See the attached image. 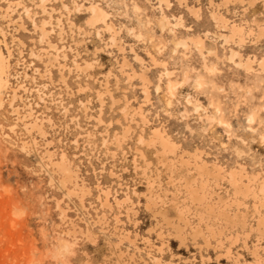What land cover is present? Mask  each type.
Here are the masks:
<instances>
[{
	"label": "rangeland",
	"instance_id": "1",
	"mask_svg": "<svg viewBox=\"0 0 264 264\" xmlns=\"http://www.w3.org/2000/svg\"><path fill=\"white\" fill-rule=\"evenodd\" d=\"M13 2L20 5H11ZM156 2L46 0L43 12L38 0H0V9L7 10V14L0 11V29L5 34L4 40L0 36V50L4 55L5 47L11 51L9 83L25 89L18 92L16 101L20 115L31 110L33 117H49L54 125L51 128L45 124L44 138L32 133L36 146L21 151L20 142L29 138L20 123L15 133L8 130L15 125L16 117L7 105L9 90L5 91L0 109V264H117L119 251L126 256L118 264H153L151 256L160 257L159 264H264V233L259 234L255 226V201L250 195L235 199L228 183L217 180L210 171L217 167L225 176L232 169H242L255 185L264 178V74L255 64L253 71L245 72L228 59L230 49L237 51L242 61L264 57V40L252 41L250 36L242 46L233 41L223 44L222 35L226 36L228 30H222L212 18L215 11L228 26L239 25L244 32L264 13L259 6H249L262 2L264 7V0L227 5L223 0H167L168 7ZM91 5L99 6L106 15L105 22L113 24L121 51L110 46L101 22L89 26ZM188 7L196 10L194 15ZM23 8L30 16H25ZM162 15L169 22L168 30L159 26ZM31 21L36 25L48 23V39L57 46V53L48 49ZM19 22L23 28H17ZM178 22L176 27L171 26ZM197 38H203L214 54L203 51L205 56H201L191 44ZM182 44L188 49L184 50ZM48 55L55 60L49 62ZM122 57L128 66L120 70ZM73 61H84L92 67L80 73L73 68ZM61 75L66 85L60 82ZM143 84L148 89L147 99ZM97 92L103 101L100 107ZM188 99L200 107L197 113ZM79 102L87 108L82 110ZM138 107L141 111L134 110ZM127 126L128 134L117 147L115 136L123 138ZM153 130L162 131L170 143L173 153L167 157L178 172L179 155L191 165L197 157L200 161L196 164L206 165L209 175L205 180L193 175V166L186 177L210 197L208 205L220 203L217 201L221 198L220 206L212 207V216L188 203L182 174L177 177L179 188L168 184L172 173L166 169L168 165L160 163V148L146 147L139 140L140 135L146 140L152 137ZM103 140L107 144L103 145ZM45 150L55 158L64 155L88 188L84 208L58 186L59 174L48 167L43 158ZM143 160L150 162L147 168ZM140 167L146 168L150 178L158 175L165 195L156 187L147 194ZM100 187H107L119 200L127 193L129 202L119 208L113 205L111 211L101 208L96 200ZM172 195L179 209L184 206L191 212L188 224H180L182 242L171 226L161 224L145 207L147 197H151L153 211L165 209ZM57 204L65 210L63 219ZM127 210L137 214L129 212L126 217ZM259 210L264 219V209ZM221 211L228 214L227 223ZM236 211L245 216L244 225L234 218ZM103 213L104 222L99 219ZM70 224L87 227L93 241L76 234L69 239L70 252L60 249L59 240ZM121 229L129 233L133 247L126 242L117 244ZM196 229H200V235L194 237ZM211 232L213 237L209 236ZM127 255H133L132 261Z\"/></svg>",
	"mask_w": 264,
	"mask_h": 264
},
{
	"label": "bare ground",
	"instance_id": "2",
	"mask_svg": "<svg viewBox=\"0 0 264 264\" xmlns=\"http://www.w3.org/2000/svg\"><path fill=\"white\" fill-rule=\"evenodd\" d=\"M158 4H163L165 7H168V2L167 0H156ZM177 1H181V0H177ZM242 2V0H223V5H227V4H231L233 2ZM45 2L46 0H38L39 3V7L42 8V11L45 12L44 10V6H45ZM11 5H14L16 7H18L20 4L18 2H13L11 3ZM10 7V5H9ZM157 8L159 10H161L160 6L158 5ZM63 9L67 10L66 6L63 5ZM0 11L2 12H6L7 14V10L5 9H0ZM188 11L194 15L195 14V9L194 8H189L188 7ZM23 12L25 14V16H30V12L29 10H27L26 8H23ZM88 13L91 16L89 18V26L91 28H93L97 23L101 22V24H103V30L108 32L109 34V43L110 46L112 47H116L118 51H121V48L117 43V31L115 30L113 24L111 22H105L106 18H105V13L103 12L102 9H100L99 6L97 5H91L88 8ZM212 18L215 21V23L222 29V30H228V34L222 35L223 37V44H228L230 42H234V44H236L237 46H242V44L245 43V39H247L248 37L252 36L254 41H257L259 38L264 36V25H261L262 23H259L256 20H252L251 21V28L249 27L248 29L245 28L244 32L241 26L239 25H227V20H225L223 17H221L217 12H213L212 13ZM32 22V27L34 28V30H37L39 33V37L40 39H44L46 41V45L48 47V49L53 50L54 52H58L57 46L55 44H52V42L48 39L50 31L47 28V24L45 21H41L39 25L34 24L33 21ZM58 23L60 22L59 20L57 21ZM11 23V22H10ZM15 23V22H13ZM264 23V20H263ZM169 22L167 21V19L162 15L160 17V28L161 29H166L168 30V25ZM17 26V28H23V24L21 22H19L18 24H15ZM61 26V24H59ZM178 24L175 25H171L172 27H176ZM77 30L79 32H85L84 29H80L77 28ZM60 33L62 32V29L60 27ZM170 32H173L172 29L169 30ZM208 33H205L204 35H207ZM0 36L2 37V39L4 40L5 38V34L4 32H2V30L0 29ZM191 44L194 46L195 50L201 55V56H205V54L203 53V51H207V55L208 54H214L213 49L210 47V45L208 43L205 42V40L203 38H197L194 41H191ZM183 49L187 50L188 46L186 44H182ZM5 51L7 55H4L3 52L0 50V109L3 106V96L5 95V91L9 90V95L7 96V105L11 111V113L16 117V123L15 125L9 127V131L11 133H15V129L17 128V123L21 124V130L25 132V134L27 135V137L29 138V140L27 141H21L20 145H21V151H27V149L29 148H33L36 146V143L33 140V137H31L32 133H35L39 138H44L45 137V124H47L49 127L53 128V122L52 120L47 117L46 119L41 118L38 119L37 117H33L32 115V111L29 110V112L26 115H20V109L19 107L16 105V101L19 100L20 96L18 95L19 91H25L23 85L17 84L15 87H11L10 83H9V75L7 74V70L9 68V61L11 59V51L9 48L5 47ZM49 59V62L52 60H55V57L53 55H48L47 56ZM234 58L236 59V61L234 60ZM229 61L234 62V65L242 70H244L245 72H251L253 71V65L255 64L256 67H258V70L261 71V73L264 74V57L260 58L259 60H255L254 58L251 59H243L240 60V55L237 51H234L232 49H230V54L228 57ZM73 68L80 73H86L88 70L91 69L92 65L87 63V62H77V61H73L72 63ZM128 63L126 61V59L124 57H122V62L120 64V70H122L123 68L127 67ZM65 66H62V68H64ZM129 78V76H128ZM142 81L145 83V85H147L146 83V78L144 77V75L141 76ZM60 82L63 85H66V78L64 76H60ZM144 86V84H143ZM79 88L81 89V86H79ZM172 87H170L169 89H171ZM85 89V88H83ZM171 91V90H170ZM143 94H144V99H147L148 97V89L147 86H144L143 89ZM97 102L99 103V107L102 105L103 101L101 98V94L99 92H97ZM187 103L189 105H192L194 108V112L197 113L200 110V107L198 105L193 104L192 102L187 101ZM80 107L82 110H85L87 108L85 103L79 102ZM64 112L66 113V109L63 108ZM134 110H138L141 111V108L138 107L137 109ZM185 111V110H184ZM101 114V109H98V115ZM141 114V112L139 113ZM183 116H186L185 113L183 114ZM99 119V116H98ZM142 122L144 124H146L147 122L145 121V119L142 117ZM249 122L251 121L250 119L248 120ZM129 126H127L126 128H124L123 130V135L124 137L120 139L119 136H115V141L117 142V147H120V143L124 141L125 138V134H128L129 131ZM139 140L141 141V144H144L146 147H151L154 148L155 146H158L160 148V154H161V161L160 163L166 164L168 165V167H166V169H169L171 171V180L169 181V185L171 187H173V189H177L179 188L181 185H176L177 180H179L177 177H179V175L182 174L181 178L184 179V183L186 184L184 186L185 189V195L188 196V203H190L192 205V207L199 208V206L201 207L202 210H204V212H207L208 215L212 216V214H214L215 212L213 211V206H220L221 204V198L218 199L217 202L220 203H216L213 206L208 205L209 202H206L208 199L210 200V197H206V195L202 194L201 191L202 189L200 188V186L198 188L193 187V183L194 181L189 180V178L187 179L186 174H188V170L190 166H193L194 168V174H197L200 176V178L202 180H205L207 178V175H209V172L207 171V167L204 163L201 164H196L199 163V157H197V159L193 162L194 164L191 165L189 160H183L182 156L179 155L178 156V161L177 164L180 165V173L177 171V167L174 166V163L171 162V160L168 159L167 155L170 153H173L172 149H169L170 143L167 141V139L165 138V136L163 135L162 131L159 130H153L152 133V137H148V139L146 140L144 138V135H140L139 136ZM107 144L106 140H103V145ZM139 153V158H143L142 154ZM115 154L113 152H111V156L113 157ZM43 158L45 159V161L47 162L48 167L52 168L53 171H55L56 173L59 174V181H58V186L65 192V196L66 197H75L78 199V203H79V207L80 208H84L83 206V202H84V197L86 192L88 191V188L85 187L83 181L81 179H79L75 173V171L73 170L71 164L68 162V160H66V158L64 157V155H61L60 158H55V156L50 153L49 151L45 150ZM142 160V159H141ZM145 165V167L147 168L150 164V162H147L146 160L142 161ZM38 167L42 168V164L41 163H37ZM146 168H142L140 167V169H142L141 174L142 176L145 178L146 180V188H147V194L151 195L153 188L156 187V189L160 192H163L164 195L167 193L166 191H163V189L160 186V181H159V177L158 175H156V177L152 176V178H150L148 175H146L145 171ZM211 172L214 173L215 177L217 180L219 179H224L228 185L231 187V189L233 190V196L236 199L237 196H241L242 199H245L246 197H248V195L251 196V198L253 199V201H255L252 204V209L254 211V213L257 215V222L255 224L256 229L258 231L259 234H263L264 233V229H263V224H264V219L262 218V214L260 213V209H264V178L263 180L255 185V182L252 178L249 177V175L247 173H245L242 169L240 170H235L232 169L231 171H228L225 176H222V171L221 169L217 168V167H211ZM192 176V175H190ZM205 177V178H204ZM49 181H53L52 177H49ZM203 192V191H202ZM97 202L99 203L100 207L105 209L107 208L109 211H111L113 205L116 207H120L121 204L124 203H128L129 202V197L128 194H124V198L123 200H119L118 198L113 197V195L111 194L110 190L106 187V188H102L100 187L99 189V195L96 198ZM170 206L173 205L172 207H167L165 209H162L160 211H153V209H151V207L154 206V199H152L151 197H147V201L145 203V207L149 209L150 213H152L153 216H157L159 218V222L165 226H171L170 229L172 231V233L174 234V236L179 240V241H184V233H183V229H181L180 224L183 225H187L189 222V216L191 215L190 209L189 208H178V202L176 201V198L174 195L171 196L170 198ZM211 202V201H210ZM224 205V203H222ZM57 208L60 212L61 218H65V210L62 209L58 204H57ZM132 212L133 214H137V211H133V210H127L125 212L126 217L128 216V213ZM222 215L221 217L223 218V220L227 223L229 221V217L227 216L228 214H224L223 211H221ZM234 218L237 219V221L241 220V225H244L245 223V216L241 213H239L238 211L234 212ZM208 217V216H207ZM100 221L104 222L105 219V215L104 213L100 216ZM115 222L116 223H120V221L118 220L117 217H114ZM207 219V218H206ZM203 221V219H200V222ZM98 222V220H97ZM96 223V222H95ZM94 223V224H95ZM205 228L206 224H205ZM76 234L85 237L87 240L89 241H93V233L87 228L85 227L80 228L78 226H76L75 224H70V229L67 230L64 235L63 238L59 240V248L66 251V252H70L71 248H72V243L69 241V239L72 238V236H75ZM128 232H125L123 229H121V235L118 236L117 239V244L121 245L123 242L128 243L130 246H134L133 240L130 239ZM197 235H200V229H196L193 231L192 236L196 237ZM210 237H213L212 232L209 234ZM202 239L204 240L205 243H208V240L206 238H204L201 235ZM218 241V240H217ZM220 243V241H218ZM208 245V244H206ZM134 250H137L136 247H134ZM227 253H229V249L227 248ZM160 249L157 248V254L160 255ZM125 254L122 251H119V254L117 256V264L120 263L122 260V257ZM126 256V255H125ZM128 256V255H127ZM129 261H132L133 259V255L128 256ZM151 261L153 264H159L160 263V257H153L151 256Z\"/></svg>",
	"mask_w": 264,
	"mask_h": 264
},
{
	"label": "crops",
	"instance_id": "3",
	"mask_svg": "<svg viewBox=\"0 0 264 264\" xmlns=\"http://www.w3.org/2000/svg\"><path fill=\"white\" fill-rule=\"evenodd\" d=\"M260 7L261 10H264V7H263V3L262 2H257V3H254L253 5L249 6L250 9H253V8H256V7ZM263 20H264V13L260 14V16L257 17V20L259 23H262L261 25H264L263 23ZM253 39V37L249 38V40ZM264 40V36L259 38V42L260 41H263ZM253 41V40H252ZM261 57H258L257 60H259Z\"/></svg>",
	"mask_w": 264,
	"mask_h": 264
}]
</instances>
